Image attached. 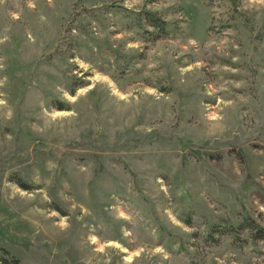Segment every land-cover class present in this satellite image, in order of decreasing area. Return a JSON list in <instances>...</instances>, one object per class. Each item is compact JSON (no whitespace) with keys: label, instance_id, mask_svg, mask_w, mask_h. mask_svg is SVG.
<instances>
[{"label":"rangeland","instance_id":"obj_1","mask_svg":"<svg viewBox=\"0 0 264 264\" xmlns=\"http://www.w3.org/2000/svg\"><path fill=\"white\" fill-rule=\"evenodd\" d=\"M246 219L264 0H0V258L264 264Z\"/></svg>","mask_w":264,"mask_h":264},{"label":"trees","instance_id":"obj_2","mask_svg":"<svg viewBox=\"0 0 264 264\" xmlns=\"http://www.w3.org/2000/svg\"><path fill=\"white\" fill-rule=\"evenodd\" d=\"M142 20H144V22L149 27L156 29L157 31L156 32L157 34L155 35L156 38L161 37L167 32V27H166L167 24L155 14L145 12L141 14L140 21ZM18 185L24 188L25 190H29V188H26L27 186H25V184H23L22 182L18 181ZM243 228L250 230L251 235L253 236V239L264 240V228L258 226L254 221L247 220V219L244 220ZM6 255L7 256L0 258V264H20L18 259L12 256L11 257L8 256L7 253Z\"/></svg>","mask_w":264,"mask_h":264}]
</instances>
